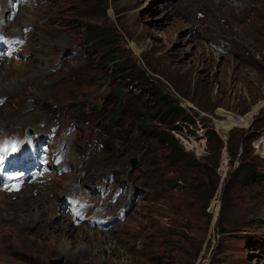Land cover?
<instances>
[{
    "label": "rangeland",
    "instance_id": "obj_1",
    "mask_svg": "<svg viewBox=\"0 0 264 264\" xmlns=\"http://www.w3.org/2000/svg\"><path fill=\"white\" fill-rule=\"evenodd\" d=\"M21 7L16 23H0L27 41L22 65L0 64V135L50 137L52 149L67 152L68 173L6 194L0 264H264V0ZM89 25L117 41L104 56L86 37ZM160 92L185 110L178 130L152 118ZM43 197L55 209L36 225ZM69 197L108 223L126 209V220L104 232L73 224L67 236L57 228ZM60 247L84 254L69 258Z\"/></svg>",
    "mask_w": 264,
    "mask_h": 264
},
{
    "label": "trees",
    "instance_id": "obj_2",
    "mask_svg": "<svg viewBox=\"0 0 264 264\" xmlns=\"http://www.w3.org/2000/svg\"><path fill=\"white\" fill-rule=\"evenodd\" d=\"M86 37L88 38V41L94 44V50H98L103 54V56L108 52H105L104 49L107 48L111 50L117 44V41L115 40L114 35L110 32V29L102 28L96 25L87 26ZM115 61L116 59L113 60V62ZM135 77V79H137L138 76ZM116 97H118V94ZM136 98L140 99V96H136ZM148 104V102L143 103L144 109L148 108ZM184 113L185 110L182 107L174 106V104L170 101L169 96L164 92H160V94L158 95V99L154 101V106L151 109L152 118L159 120L160 123L165 124L166 126H169L168 129L170 131L178 130V127H174V125L179 118L184 117ZM147 128L150 130V132L155 131L154 127L152 126H148ZM161 133L168 136L173 144L177 143V140L171 133L166 131H163ZM259 177V174H257V176H254L253 171H250L248 173V178L251 180H258Z\"/></svg>",
    "mask_w": 264,
    "mask_h": 264
},
{
    "label": "bare ground",
    "instance_id": "obj_3",
    "mask_svg": "<svg viewBox=\"0 0 264 264\" xmlns=\"http://www.w3.org/2000/svg\"><path fill=\"white\" fill-rule=\"evenodd\" d=\"M11 5V4H10ZM9 4H8V0H0V9L2 10V12L0 13V23L1 22H8V21H10V12H11V10L12 9H10L11 8V6H10ZM21 6H23V5H20L19 6V11H18V15H16L15 16V18H14V23H16L17 22V20H18V16H19V14L21 13V11L22 10H25V9H27L26 7L24 8V7H21ZM32 11L33 12H35L36 11V9H32ZM23 29V28H22ZM26 29V28H25ZM9 38H11V39H17V38H20V39H23V40H25L24 39V35H23V33H22V30H21V32L18 34V33H16V34H13V33H9L8 35H7ZM29 38H31V33H30V35L28 36V39ZM22 51H23V49H22ZM21 51V52H22ZM18 57L20 58L21 57V53L18 55ZM19 58H17V59H15V61H14V63H12L11 65H10V67H14V66H20V65H22V63L20 62V61H18L19 60ZM4 62H8V60H5ZM1 64V63H0ZM22 67V66H21ZM7 72V71H6ZM1 83V82H0ZM32 83V82H31ZM7 91H6V88H4L3 87V85H1L0 84V93H6ZM1 97V99H2V97L3 96H0ZM7 102V101H6ZM8 125H10V124H5V128L4 129H6V127H8ZM32 129V128H31ZM34 134H35V136L38 134L37 132L35 133L34 132ZM5 136H6V138L7 139H20V132L18 133V130H13L12 131V133L11 132H6V134H2V135H0V140H4V139H6L5 138ZM40 136V135H39ZM22 139L24 140L25 139V136H22ZM71 185H72V183H71ZM33 189V188H32ZM47 190L48 189H51V187H47L46 188ZM69 190H70V188H69ZM68 191V190H67ZM5 194V193H4ZM4 194L2 193V192H0V205L2 204V203H4V202H6L5 201V199H8V197L6 196V194H5V196H4ZM8 195V194H7ZM41 196L43 195V193L42 194H40ZM10 198V197H9ZM42 200L44 199V201L45 202H43V204H44V206H43V208H40L39 206H36V207H34V212H35V214L34 215H36V225H38L39 224V222H40V220H41V217L42 216H44V215H48V214H50L51 213V211L53 210L54 211V209H55V203L53 202V201H49L47 198H45V197H43V198H41ZM42 204V203H41ZM60 206V205H59ZM57 209V208H56ZM57 211V210H56ZM52 214V213H51ZM53 216V215H52ZM32 217V216H31ZM48 218V217H47ZM32 219V218H31ZM31 219H26L25 221H24V225H26L27 223H28V221L29 220H31ZM63 222H65V224L63 223V226H62V228H57L61 233H63V234H66L67 236L69 235H73V233L76 231V227H74L73 226V223H72V221L70 220V218H63V219H61ZM49 222H51V221H49ZM50 226V225H49ZM58 226V225H57ZM57 229H56V231H57ZM78 230V229H77ZM102 232H104V231H102ZM91 233V232H90ZM97 233V232H96ZM95 232H94V234H96ZM101 233V232H100ZM94 236H96V235H94ZM92 241H93V239H92ZM94 241H96L97 242V244H99L100 243V241L98 240V239H96L95 237H94ZM93 241V242H94ZM68 243H69V246H70V244H72L70 241H68ZM100 245V244H99ZM60 249H61V247H60ZM70 249V247L68 248V249H61L62 250V252L63 253H65V254H68V257L70 258H74L76 255L77 256H79V257H81L82 256V251H79V252H77L76 253V255L75 254H73L72 255V253H71V250H69ZM67 250V251H66ZM84 254V253H83ZM75 255V256H74Z\"/></svg>",
    "mask_w": 264,
    "mask_h": 264
},
{
    "label": "water",
    "instance_id": "obj_4",
    "mask_svg": "<svg viewBox=\"0 0 264 264\" xmlns=\"http://www.w3.org/2000/svg\"><path fill=\"white\" fill-rule=\"evenodd\" d=\"M132 167H135L137 165V161L136 160H132ZM53 264H63V261H53Z\"/></svg>",
    "mask_w": 264,
    "mask_h": 264
},
{
    "label": "snow or ice",
    "instance_id": "obj_5",
    "mask_svg": "<svg viewBox=\"0 0 264 264\" xmlns=\"http://www.w3.org/2000/svg\"><path fill=\"white\" fill-rule=\"evenodd\" d=\"M0 39H2V37H0ZM12 147H13V150H15V145H13Z\"/></svg>",
    "mask_w": 264,
    "mask_h": 264
}]
</instances>
